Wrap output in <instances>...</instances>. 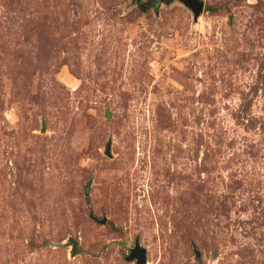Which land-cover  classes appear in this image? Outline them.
<instances>
[{
    "label": "rangeland",
    "instance_id": "1",
    "mask_svg": "<svg viewBox=\"0 0 264 264\" xmlns=\"http://www.w3.org/2000/svg\"><path fill=\"white\" fill-rule=\"evenodd\" d=\"M200 1L0 0V264H264V0Z\"/></svg>",
    "mask_w": 264,
    "mask_h": 264
},
{
    "label": "water",
    "instance_id": "2",
    "mask_svg": "<svg viewBox=\"0 0 264 264\" xmlns=\"http://www.w3.org/2000/svg\"><path fill=\"white\" fill-rule=\"evenodd\" d=\"M178 1H180L185 7L191 10L194 20H196L203 12L204 4L200 0H178ZM105 155L107 157H110V143L106 145ZM103 223H105L104 220ZM67 244L68 246L71 247L70 255L75 256L77 250V243L74 241H69ZM127 260L131 262L135 261V264H146V251L143 248H140L137 241L134 244V248L130 250V254Z\"/></svg>",
    "mask_w": 264,
    "mask_h": 264
}]
</instances>
